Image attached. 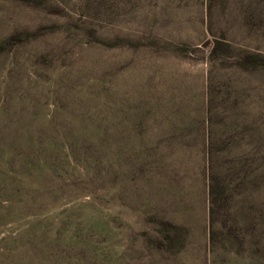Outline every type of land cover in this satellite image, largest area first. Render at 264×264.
I'll return each instance as SVG.
<instances>
[{"label":"rangeland","instance_id":"obj_1","mask_svg":"<svg viewBox=\"0 0 264 264\" xmlns=\"http://www.w3.org/2000/svg\"><path fill=\"white\" fill-rule=\"evenodd\" d=\"M214 5L213 32L224 30L235 51L264 55V0ZM204 6L0 0V44L15 34L25 40L0 55V264H264V72L233 71L231 80L217 72L214 131L223 138L242 133L232 146L247 155L257 181L234 195L232 204L246 207L230 214L242 224L220 217L214 246L197 154L132 164L71 162L66 152L72 144L65 132L82 138L87 127L75 120L84 116L89 126L110 130L126 92L165 107L156 111L155 133L169 130L170 116L181 122L175 129H194L206 76L204 52L195 48L211 39ZM157 39L169 51L145 48ZM179 49L194 52L178 57ZM163 221L181 230V251L138 250L159 236ZM236 228L233 241L229 230Z\"/></svg>","mask_w":264,"mask_h":264},{"label":"trees","instance_id":"obj_2","mask_svg":"<svg viewBox=\"0 0 264 264\" xmlns=\"http://www.w3.org/2000/svg\"><path fill=\"white\" fill-rule=\"evenodd\" d=\"M12 1L28 5L34 0ZM214 2L215 0H205L203 15L204 31L210 34L211 39L206 40L200 45L201 47L195 48L196 51L204 52L206 76L202 118L189 124V127L194 126V129L182 131L175 129L181 122L176 123V120L170 116L167 119L169 130L155 133L154 125H158L156 111L165 107L158 106V98L153 97L151 100L149 95L126 92L121 109L116 115L114 113L110 115L112 117L110 130L100 129L96 125L89 126L85 120L86 117L80 116L75 122L80 126H87L83 129V137L66 131L63 138L72 144L70 149L66 150L71 162H129L132 164L133 162H171L177 154L182 152L197 154L199 162H202L200 177L206 202L209 246H214L216 243L215 228L220 223V217H226L236 227L242 224L234 213L230 214V212L234 209L242 210L246 206H234L233 197L235 194L249 191V188H252L257 181L250 178L252 171L250 162L245 160L247 155L232 146L238 138L242 139V133L223 138L214 131L219 118L214 92L217 72L227 73V80H231L229 73L233 71L244 75L264 72V55L250 51H235L224 30L219 29L218 34L213 32ZM20 36L21 34H15L1 43L0 55L6 52L8 47L23 43L25 40H22ZM147 45L143 47L151 53L169 51L166 44L158 39ZM133 48L137 50L136 46ZM192 52H194L192 49H179L175 54L178 57H188ZM221 111L231 112L228 108L226 110L221 108ZM243 131L246 132V129L244 128ZM84 168L89 173V168L85 166ZM148 208L147 215L155 218L156 214L150 207ZM160 225L162 229L159 236L152 237L150 244L144 242L138 250L155 254H176V251L183 248L181 230L170 222L163 221ZM236 231L237 228L229 230V236H233V241L239 238L234 235Z\"/></svg>","mask_w":264,"mask_h":264}]
</instances>
